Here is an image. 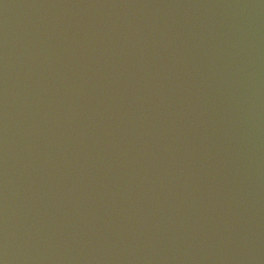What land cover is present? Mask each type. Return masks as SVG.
Masks as SVG:
<instances>
[{
  "label": "water",
  "instance_id": "95a60500",
  "mask_svg": "<svg viewBox=\"0 0 264 264\" xmlns=\"http://www.w3.org/2000/svg\"><path fill=\"white\" fill-rule=\"evenodd\" d=\"M0 264H264V0H0Z\"/></svg>",
  "mask_w": 264,
  "mask_h": 264
}]
</instances>
